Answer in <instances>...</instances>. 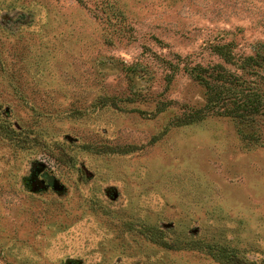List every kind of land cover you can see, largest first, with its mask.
I'll return each mask as SVG.
<instances>
[{
    "label": "rangeland",
    "instance_id": "obj_1",
    "mask_svg": "<svg viewBox=\"0 0 264 264\" xmlns=\"http://www.w3.org/2000/svg\"><path fill=\"white\" fill-rule=\"evenodd\" d=\"M219 46L264 0H0V264H264V115L172 123Z\"/></svg>",
    "mask_w": 264,
    "mask_h": 264
},
{
    "label": "trees",
    "instance_id": "obj_2",
    "mask_svg": "<svg viewBox=\"0 0 264 264\" xmlns=\"http://www.w3.org/2000/svg\"><path fill=\"white\" fill-rule=\"evenodd\" d=\"M216 49L225 62L236 64L240 72L221 65L192 67L191 76L205 86L206 101L202 107L175 118L172 122L174 125L189 124L207 115L231 116L239 120L264 115V90L260 88L264 82V74H260V69H264V58L258 54L235 58L223 46ZM0 131L8 133L7 127L1 123ZM224 262L246 264L236 257H230Z\"/></svg>",
    "mask_w": 264,
    "mask_h": 264
}]
</instances>
